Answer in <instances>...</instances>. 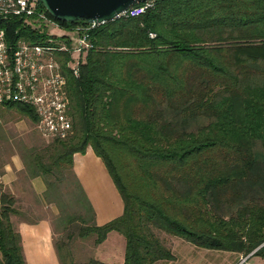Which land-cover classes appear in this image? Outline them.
I'll use <instances>...</instances> for the list:
<instances>
[{"label":"trees","instance_id":"obj_1","mask_svg":"<svg viewBox=\"0 0 264 264\" xmlns=\"http://www.w3.org/2000/svg\"><path fill=\"white\" fill-rule=\"evenodd\" d=\"M0 25L7 40L29 30L17 19ZM90 43L67 76L71 134L28 148L24 163L25 177H42V198L56 199L58 263L108 264L74 261L70 241L93 235L96 245L109 231L124 238L121 264L173 259L156 231L264 258V0H152L139 15L95 24ZM0 106L35 120L27 105ZM86 146L122 200L100 225L71 171ZM13 203L0 190V264H26Z\"/></svg>","mask_w":264,"mask_h":264},{"label":"built area","instance_id":"obj_2","mask_svg":"<svg viewBox=\"0 0 264 264\" xmlns=\"http://www.w3.org/2000/svg\"><path fill=\"white\" fill-rule=\"evenodd\" d=\"M38 2L0 0V22L17 19L29 29L20 35L15 29L7 40L0 25V105L29 106L35 129L43 139H64L72 131L67 76L78 74L79 64L91 47L90 29L96 23L76 20L63 26ZM150 3L130 5L117 17L139 15ZM1 179L0 173V183Z\"/></svg>","mask_w":264,"mask_h":264},{"label":"crops","instance_id":"obj_3","mask_svg":"<svg viewBox=\"0 0 264 264\" xmlns=\"http://www.w3.org/2000/svg\"><path fill=\"white\" fill-rule=\"evenodd\" d=\"M12 164V166L4 164L3 169H0L2 176L0 190L11 194L15 199L14 204L17 202L21 185L42 199L41 195L44 191L42 177L38 175L24 177V169H20L21 165L16 166V160L12 161ZM71 171L92 208V221L95 225L103 224L121 213L120 195L104 163L94 154L90 146H86L83 152L72 153ZM16 215H19L17 211L10 214V220L20 235L25 263L59 264L52 243L50 220L44 216L28 219L24 216L16 218ZM123 250V236L116 231H109L93 248L91 257L108 264H121Z\"/></svg>","mask_w":264,"mask_h":264},{"label":"rangeland","instance_id":"obj_4","mask_svg":"<svg viewBox=\"0 0 264 264\" xmlns=\"http://www.w3.org/2000/svg\"><path fill=\"white\" fill-rule=\"evenodd\" d=\"M45 143L47 141L38 134L33 122L26 116L21 115L13 108L0 106V169H3L4 164H11L12 166L14 160H16V166L19 164L21 165L20 169H26L24 163L27 161V149L40 147ZM23 176L25 177V172H23ZM62 185L63 190L72 188L69 178ZM19 188L17 202L13 203L14 209L19 213L16 218L21 216L28 219L40 216L47 217L51 225L52 243L54 240L64 239L65 231L56 220L58 211L56 199L48 202L45 198L41 197L42 199H40L32 192L24 189L23 185ZM75 224L79 225L80 222L76 220ZM156 232L162 243L172 253L173 259L160 260L155 264H264V258L257 255H243L238 252L201 248L166 232ZM95 246L93 235L83 238L74 235L70 241L73 260L82 261L91 257Z\"/></svg>","mask_w":264,"mask_h":264},{"label":"water","instance_id":"obj_5","mask_svg":"<svg viewBox=\"0 0 264 264\" xmlns=\"http://www.w3.org/2000/svg\"><path fill=\"white\" fill-rule=\"evenodd\" d=\"M55 19L69 22L82 20L96 24L117 17L135 2L152 0H38ZM253 251L248 253L251 254Z\"/></svg>","mask_w":264,"mask_h":264}]
</instances>
